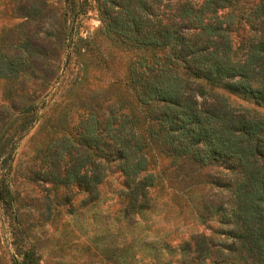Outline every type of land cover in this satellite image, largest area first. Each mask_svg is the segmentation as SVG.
Wrapping results in <instances>:
<instances>
[{
  "label": "rangeland",
  "instance_id": "rangeland-1",
  "mask_svg": "<svg viewBox=\"0 0 264 264\" xmlns=\"http://www.w3.org/2000/svg\"><path fill=\"white\" fill-rule=\"evenodd\" d=\"M29 51L37 55L32 63L0 73V193L11 202L5 208L0 198V264H198L186 245L191 234L229 241L212 206L203 208L226 198L210 182L223 175L221 165H189L194 177L182 186L178 162L146 132L152 122L127 72L135 58L147 61L161 48L103 31L97 0H0V53L28 58ZM218 91L233 104L264 111L249 98ZM110 104L116 118L124 112L134 120L147 155L144 170L155 174L150 205L131 215L113 153L103 146L106 152L97 154L78 138L80 119L90 115L101 124ZM61 140L68 150L61 151ZM72 155L84 157L79 171L87 176L95 161L102 163L95 197L70 184V202L61 200V181L50 173L61 177ZM202 264H230V258Z\"/></svg>",
  "mask_w": 264,
  "mask_h": 264
},
{
  "label": "trees",
  "instance_id": "trees-1",
  "mask_svg": "<svg viewBox=\"0 0 264 264\" xmlns=\"http://www.w3.org/2000/svg\"><path fill=\"white\" fill-rule=\"evenodd\" d=\"M97 9L103 31L163 50L147 61L135 58L127 74L136 99L147 107L149 139L178 162V183L188 185L194 177L189 165L224 169L210 182L226 198L203 208L212 206L230 239L193 233L186 244L190 258L198 264L227 257L230 264H264V111L233 104L218 91L264 106V0H97ZM18 56L0 53V73L22 70L37 55L29 51L30 61ZM77 125L80 143L94 145L100 155L106 147L117 159L125 213L150 205L155 174L144 170L147 155L134 120L124 112L116 118L110 104L101 124L87 115ZM68 149L61 140V151ZM83 159L73 156L64 163L61 177L50 173L52 181H61L63 202H70V184L83 185L90 198L96 195L103 165L95 161L87 176L79 171ZM2 194V206L10 207Z\"/></svg>",
  "mask_w": 264,
  "mask_h": 264
}]
</instances>
